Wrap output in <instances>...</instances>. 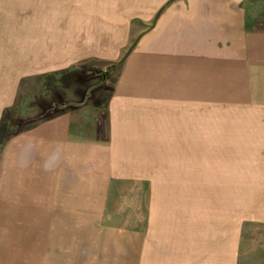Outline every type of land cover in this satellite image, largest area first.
I'll list each match as a JSON object with an SVG mask.
<instances>
[{"label":"crops","instance_id":"obj_1","mask_svg":"<svg viewBox=\"0 0 264 264\" xmlns=\"http://www.w3.org/2000/svg\"><path fill=\"white\" fill-rule=\"evenodd\" d=\"M31 1L0 58V264H238L264 221V32L243 2ZM35 92L39 119L13 126Z\"/></svg>","mask_w":264,"mask_h":264},{"label":"rangeland","instance_id":"obj_2","mask_svg":"<svg viewBox=\"0 0 264 264\" xmlns=\"http://www.w3.org/2000/svg\"><path fill=\"white\" fill-rule=\"evenodd\" d=\"M240 1L243 2V6L240 9H242L246 15L244 19V25H246V28L255 32H264V0ZM31 3V0H0V58H2L5 54L6 45L9 46V49H11L9 51L12 52L14 45L17 44L16 38L14 36H21L22 33L27 34L35 30L36 24L33 23L36 22L38 8L29 7L31 6ZM6 34H10L7 40L5 39ZM102 63L103 62L89 60L85 63L86 68L84 70L88 75H91L96 69L102 67ZM108 66L110 69L111 64H105V67ZM39 94V92H35V94L31 96L24 104L20 105L18 111H15L14 114L12 113L13 119L15 120L13 122V126L15 125L18 127L19 125H23L24 122H22V118H26L27 122L25 120V124L27 125H31L33 122L39 119ZM51 98V95L47 97L48 100ZM222 105H227L228 107V104L223 103ZM209 106L212 107L213 104H207V108ZM29 108H32L33 110H26ZM208 116H213V113H209ZM228 118L229 117L222 120L221 129L214 128L213 118L206 119V130H232L231 120ZM15 131L17 130H2V137H8L10 133ZM116 186L119 190L126 189L128 191L133 189L132 184H116ZM211 188L212 184H205L203 189L208 190ZM239 244L238 264H264V221L244 223L241 229Z\"/></svg>","mask_w":264,"mask_h":264}]
</instances>
